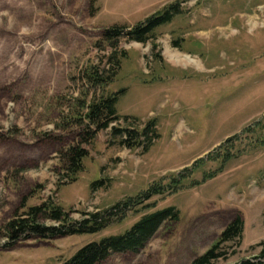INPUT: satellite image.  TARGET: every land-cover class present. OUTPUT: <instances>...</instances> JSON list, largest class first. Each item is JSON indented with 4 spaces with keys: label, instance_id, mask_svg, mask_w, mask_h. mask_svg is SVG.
<instances>
[{
    "label": "rangeland",
    "instance_id": "374dc122",
    "mask_svg": "<svg viewBox=\"0 0 264 264\" xmlns=\"http://www.w3.org/2000/svg\"><path fill=\"white\" fill-rule=\"evenodd\" d=\"M177 1L0 0V230L16 212L46 200L81 219L190 169L177 192L154 195L147 203L155 206L130 210L98 233L32 238L5 249L0 232V264H62L87 242L169 205L180 210L178 221L165 222L139 252L115 253L101 264H189L238 215L241 243L229 242L226 257L213 264L260 253L264 0H181L147 43L118 40L125 56L113 82L92 88L83 80L91 64L111 67L106 28L133 26ZM121 89L118 112L129 118L112 125L142 129L153 120L159 137L130 149L111 128L100 131L71 181L60 152L76 141V99ZM211 171L217 174L201 182Z\"/></svg>",
    "mask_w": 264,
    "mask_h": 264
},
{
    "label": "trees",
    "instance_id": "16d2710c",
    "mask_svg": "<svg viewBox=\"0 0 264 264\" xmlns=\"http://www.w3.org/2000/svg\"><path fill=\"white\" fill-rule=\"evenodd\" d=\"M180 2L181 0L167 5L162 14L156 15L155 12L133 26L114 25L106 28L103 32V42L114 49L109 55L111 67L105 70L91 64L84 69L83 80L92 88H104L113 82L121 69V56H125L124 52L119 53L117 49L118 40L127 37L130 40L147 43L153 38V30L156 26L168 22L175 12L181 10ZM94 3L95 0H91V5ZM123 92L124 89H121L100 96L93 95L94 98L90 101L76 99L80 105L78 107H81V111H75L72 115L78 127L76 141L60 152L66 176L71 181L76 180L78 173L84 169V159L89 155L87 145L96 139L100 131L111 128V135L119 138L118 143L130 149L147 147L152 140L159 137L153 120L148 121L142 129L112 125L121 118H129L127 115H120L117 108V102ZM231 138H227L226 141ZM231 156V153H227L225 160ZM189 170V167H185L177 174L171 175L168 181H165L166 177H164L161 181L149 185L140 194L118 201L110 207L84 212L81 219L71 218L69 211L51 200L28 206L23 212H16L1 226L0 232L6 238L2 246L9 249L20 241L32 238L45 240L57 236L98 233L106 229L112 221L125 218L130 210L140 211L155 206L156 202L147 203L154 195L177 192ZM216 174V171H211L201 182L213 178ZM100 182L102 181L97 183ZM193 184H200V181L196 180ZM42 219H50L54 223L47 224L42 222ZM179 219L180 210L174 205L146 212L124 231L87 242L62 264H101L115 253L139 252L165 222ZM244 226L242 216L238 215L222 230L216 242L189 264H213L218 259L226 257L229 242L241 243ZM262 245L258 255L230 264H264V242Z\"/></svg>",
    "mask_w": 264,
    "mask_h": 264
},
{
    "label": "bare ground",
    "instance_id": "6f19581e",
    "mask_svg": "<svg viewBox=\"0 0 264 264\" xmlns=\"http://www.w3.org/2000/svg\"><path fill=\"white\" fill-rule=\"evenodd\" d=\"M175 56V55H174ZM176 56H178V55H176Z\"/></svg>",
    "mask_w": 264,
    "mask_h": 264
}]
</instances>
